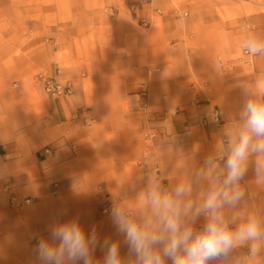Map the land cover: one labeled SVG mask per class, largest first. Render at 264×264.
<instances>
[{
  "label": "crops",
  "instance_id": "obj_1",
  "mask_svg": "<svg viewBox=\"0 0 264 264\" xmlns=\"http://www.w3.org/2000/svg\"><path fill=\"white\" fill-rule=\"evenodd\" d=\"M228 1L0 0V264H37L32 249L56 221L120 239L101 213L102 189L135 211L149 178L171 191L218 156L246 100L264 102V51L238 52L250 39L264 44V11L227 13ZM54 69L72 83L70 97L44 93L38 75ZM254 160L229 214L264 218ZM12 194L32 202L11 206ZM247 251L212 264H236Z\"/></svg>",
  "mask_w": 264,
  "mask_h": 264
},
{
  "label": "clouds",
  "instance_id": "obj_2",
  "mask_svg": "<svg viewBox=\"0 0 264 264\" xmlns=\"http://www.w3.org/2000/svg\"><path fill=\"white\" fill-rule=\"evenodd\" d=\"M245 47L252 53L264 51V44L254 39ZM240 121L226 133L224 149L205 159L191 184L169 191L149 178L135 211L110 207L109 218L120 239L101 238L95 228L86 232L76 220L56 221L32 249L37 264H212L229 259L238 247L247 248L249 264H259L264 260V218L228 210L245 198L240 181L250 158L255 157L257 178L264 176V102L247 99ZM217 160L223 164L220 170ZM204 181L208 186L200 201L193 202L194 187ZM200 217L205 218L203 227H192ZM97 249L102 260L95 255Z\"/></svg>",
  "mask_w": 264,
  "mask_h": 264
},
{
  "label": "built area",
  "instance_id": "obj_3",
  "mask_svg": "<svg viewBox=\"0 0 264 264\" xmlns=\"http://www.w3.org/2000/svg\"><path fill=\"white\" fill-rule=\"evenodd\" d=\"M242 1V0H239ZM131 9L135 11V5H131ZM159 11V9H157ZM141 24H147L148 21L146 19H141ZM242 54L247 55L249 57L253 56L255 53L249 52L245 45L242 47ZM39 80L42 84V89L44 93L49 96L50 98H61V97H70L74 93L73 85L69 80L63 79L59 76V71L55 70L50 73H42L39 75ZM79 115L78 111L73 112V116L77 117ZM213 121L216 125H219L221 123L220 121V115L217 109H213L211 112ZM93 120V119H92ZM203 122H206V120H203ZM46 152L49 150L46 149ZM153 170L155 172L158 171V167H153ZM8 188V186H5ZM56 185H54V189L51 191L52 195L56 194ZM32 202V198L26 197V198H18L16 195L12 194L9 198V204L11 206H24L29 205ZM112 206H116L114 203V199H112L109 195H106V193L103 194V200L101 202V213L108 214V209ZM117 207V206H116ZM130 211V210H125Z\"/></svg>",
  "mask_w": 264,
  "mask_h": 264
},
{
  "label": "rangeland",
  "instance_id": "obj_4",
  "mask_svg": "<svg viewBox=\"0 0 264 264\" xmlns=\"http://www.w3.org/2000/svg\"><path fill=\"white\" fill-rule=\"evenodd\" d=\"M230 2V1H228ZM230 3H232V6H227L226 4H229V3H226L224 4V2H222V6H223V9L225 11H227V13H234V14H238L239 15H249V14H252V13H256V12H259V11H264V0H242V1H239V0H232ZM130 9H131V6H130ZM132 10V9H131ZM133 11V10H132ZM141 23V22H140ZM246 43H243V44H240L239 47H238V52L242 53V47L245 45ZM55 70H58V69H54V70H51V71H40L39 75L42 74V73H50L52 71H55ZM38 75V76H39ZM34 84V83H33ZM31 88L33 89H36V87L32 86ZM38 89V87H37ZM215 109H217L215 107ZM218 110V109H217ZM219 112V111H218ZM220 115V113H219ZM225 143V142H223ZM1 180V179H0ZM2 185V183H0V186ZM106 193V195H109L112 199H114V201L117 203L116 201V198H115V195L113 194H110L108 192H105L103 189L102 191L100 192V195L98 197V201H100V203L102 202L103 200V194ZM100 205V204H99ZM118 205V203H117ZM244 258H239V260L241 261V264L243 262V260L246 262V259L247 257L246 256H243ZM246 264V263H245Z\"/></svg>",
  "mask_w": 264,
  "mask_h": 264
}]
</instances>
